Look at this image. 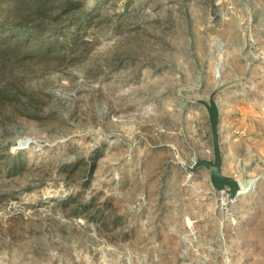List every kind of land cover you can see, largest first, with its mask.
<instances>
[{
    "label": "rangeland",
    "instance_id": "obj_1",
    "mask_svg": "<svg viewBox=\"0 0 264 264\" xmlns=\"http://www.w3.org/2000/svg\"><path fill=\"white\" fill-rule=\"evenodd\" d=\"M210 97L234 198L193 170ZM249 108L264 0H0V264H264Z\"/></svg>",
    "mask_w": 264,
    "mask_h": 264
},
{
    "label": "water",
    "instance_id": "obj_2",
    "mask_svg": "<svg viewBox=\"0 0 264 264\" xmlns=\"http://www.w3.org/2000/svg\"><path fill=\"white\" fill-rule=\"evenodd\" d=\"M207 110L210 123V136L213 150V158L198 159L193 170L198 167H205L209 170L210 183L214 189L227 192L230 198L240 194L241 181L226 175L222 171L223 156L221 151V141L219 133L220 111L217 102L210 97L208 102H202Z\"/></svg>",
    "mask_w": 264,
    "mask_h": 264
},
{
    "label": "crops",
    "instance_id": "obj_3",
    "mask_svg": "<svg viewBox=\"0 0 264 264\" xmlns=\"http://www.w3.org/2000/svg\"><path fill=\"white\" fill-rule=\"evenodd\" d=\"M234 118L235 117L231 118V120H233ZM261 118H264V113L262 114ZM261 118H260V113H258L255 109L249 108L247 109L245 115L239 117L238 122H240V124L242 125L246 123L247 133H248L247 139L249 144L252 145L253 149L255 150L256 146L258 148L261 147L264 152V120H262ZM245 119L246 122L244 121ZM260 122H262V128H263L262 136H261V131L259 130V128L256 127V123H260ZM257 135L258 137H256ZM259 136H261L262 140H260Z\"/></svg>",
    "mask_w": 264,
    "mask_h": 264
},
{
    "label": "trees",
    "instance_id": "obj_4",
    "mask_svg": "<svg viewBox=\"0 0 264 264\" xmlns=\"http://www.w3.org/2000/svg\"><path fill=\"white\" fill-rule=\"evenodd\" d=\"M38 12H39V10H38ZM21 153L22 152L17 153V154H10L8 159H6L5 163H8L7 169L9 171H14V170H16V168H23L24 167L25 162L22 159V154ZM90 169L91 170L93 169V165H92V167Z\"/></svg>",
    "mask_w": 264,
    "mask_h": 264
},
{
    "label": "bare ground",
    "instance_id": "obj_5",
    "mask_svg": "<svg viewBox=\"0 0 264 264\" xmlns=\"http://www.w3.org/2000/svg\"><path fill=\"white\" fill-rule=\"evenodd\" d=\"M242 184L241 190H240V194L246 193L249 189H251L254 185V179L248 181L247 183Z\"/></svg>",
    "mask_w": 264,
    "mask_h": 264
}]
</instances>
